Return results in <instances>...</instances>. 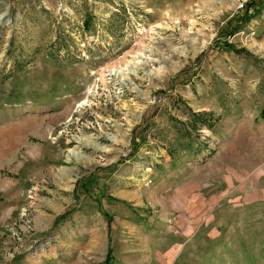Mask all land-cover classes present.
Returning <instances> with one entry per match:
<instances>
[{
  "label": "rangeland",
  "instance_id": "rangeland-1",
  "mask_svg": "<svg viewBox=\"0 0 264 264\" xmlns=\"http://www.w3.org/2000/svg\"><path fill=\"white\" fill-rule=\"evenodd\" d=\"M247 1L0 0V264H264Z\"/></svg>",
  "mask_w": 264,
  "mask_h": 264
},
{
  "label": "crops",
  "instance_id": "crops-1",
  "mask_svg": "<svg viewBox=\"0 0 264 264\" xmlns=\"http://www.w3.org/2000/svg\"><path fill=\"white\" fill-rule=\"evenodd\" d=\"M260 112V111H259ZM259 112H258V114H259ZM254 113H251V116L250 117H253V119H257V121H261V123L262 124H264V119H262L261 117H259V115H253ZM248 120H250V118H248ZM234 140H236V144L237 143H240V142H243V143H246L245 142V140H244V138H242V137H235L234 138ZM233 140V141H234ZM264 142V141H263ZM235 145V144H234ZM233 147H235V148H237L236 146H233ZM232 146L230 147V148H233ZM246 149H250V147L248 146V145H246L245 147H241V151H243V150H246ZM240 151V154H242V152ZM216 155V154H215ZM214 155V156H215ZM214 156H212L211 157V159L212 158H214ZM256 157H258V156H256ZM251 157H248V155L246 154V157H244L243 156V162L245 161V164H244V166H245V170L242 168L241 170H238V171H233L234 173H236L237 175H243V174H248V173H250L251 172V170L253 169L252 168V166H253V163L251 162L252 160L250 159ZM254 165H255V163H254ZM231 168L230 167H228V165L226 164V168H225V171L224 172H231L232 173V171L230 170ZM224 181L225 182H227V178L226 179H224ZM186 182L187 181H185L184 183L186 184ZM253 182V181H252ZM188 185V187L190 186V187H195V188H201L202 187V184H201V182L200 181H196V182H193V183H191V182H189V183H187ZM121 195H123V196H127L128 195V193L126 194V192H124V193H122ZM202 206V205H201Z\"/></svg>",
  "mask_w": 264,
  "mask_h": 264
},
{
  "label": "trees",
  "instance_id": "trees-1",
  "mask_svg": "<svg viewBox=\"0 0 264 264\" xmlns=\"http://www.w3.org/2000/svg\"><path fill=\"white\" fill-rule=\"evenodd\" d=\"M251 9V12L249 11ZM259 11V8L255 2V0H248L246 2V8H245V14L242 15V18L240 20H242V23L238 26H236L235 28H233L232 30H229V34H232L236 31L239 30V28H241L247 21H249L252 17H254L255 14H257ZM227 32V33H228ZM237 52V50H235ZM248 53V52H246ZM259 117H261L262 119H264V107L260 110L259 113Z\"/></svg>",
  "mask_w": 264,
  "mask_h": 264
},
{
  "label": "built area",
  "instance_id": "built-area-1",
  "mask_svg": "<svg viewBox=\"0 0 264 264\" xmlns=\"http://www.w3.org/2000/svg\"><path fill=\"white\" fill-rule=\"evenodd\" d=\"M240 6H242V3L240 4Z\"/></svg>",
  "mask_w": 264,
  "mask_h": 264
}]
</instances>
